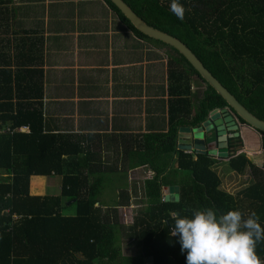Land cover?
<instances>
[{"label": "trees", "instance_id": "obj_1", "mask_svg": "<svg viewBox=\"0 0 264 264\" xmlns=\"http://www.w3.org/2000/svg\"><path fill=\"white\" fill-rule=\"evenodd\" d=\"M15 1L0 0V29L16 16ZM104 1L139 37L170 53V129L137 135L135 150L132 140L124 141V168L107 164L98 134L47 127L43 69L27 68L33 65L30 48H22L23 59L17 62L19 50L8 52L12 47L5 41L10 44V39L0 34V264H186V253L172 235V218L203 207H213L218 214L238 209L245 218L255 212L264 227V168L238 153L241 137L231 139L233 151L224 161L178 148L180 127L201 126L211 110L228 106L227 101L178 50L145 35L112 1ZM124 1L149 25L187 44L264 120V0H180L182 20L170 11L171 0ZM35 39L42 45V36ZM19 45H28L27 38ZM194 76L206 84L200 94L192 92ZM257 132L264 149V132ZM220 163L233 173H250L252 181L236 195L224 190ZM140 165H148L153 175L135 186L136 197L142 192V205L132 222L123 224L119 209L131 204L128 171ZM34 176H60V191L33 193ZM168 184L179 185V200L164 199ZM109 188L114 198L103 195ZM68 206L73 213L66 212ZM125 240H135L134 255L124 254ZM256 252L264 261V241L257 243Z\"/></svg>", "mask_w": 264, "mask_h": 264}, {"label": "crops", "instance_id": "obj_2", "mask_svg": "<svg viewBox=\"0 0 264 264\" xmlns=\"http://www.w3.org/2000/svg\"><path fill=\"white\" fill-rule=\"evenodd\" d=\"M14 7L16 16L2 23L0 34L3 39H10V44L5 41L12 47L8 52L19 50L17 62L23 59L22 48H30L27 53L33 56V65L27 68L43 69L42 103L49 129L98 134L103 161L116 164L119 169L124 168V141L132 140L131 148L135 150L137 135L169 131L168 50L139 37L104 0H16ZM41 10L44 17L38 18L43 15ZM38 36H42V45L35 39ZM23 37L27 38L26 46L19 45ZM41 59L43 65H38ZM195 85H202L196 76L191 89L200 94L194 90ZM241 134L244 146L238 153L243 152L256 162L257 153L250 158L248 150L256 143L262 148L260 134L247 126ZM174 163L177 165V161ZM145 175H153L148 165L129 169L130 188L132 180L139 184L147 178ZM35 180L44 188L49 179L34 176L32 181ZM166 195L163 191L165 200ZM123 252L136 253L124 247Z\"/></svg>", "mask_w": 264, "mask_h": 264}, {"label": "clouds", "instance_id": "obj_3", "mask_svg": "<svg viewBox=\"0 0 264 264\" xmlns=\"http://www.w3.org/2000/svg\"><path fill=\"white\" fill-rule=\"evenodd\" d=\"M169 7L183 19L180 0H171ZM172 219V235L186 253V264H264L256 252L257 243L264 241V227L255 212L245 218L238 209L218 214L213 207H203Z\"/></svg>", "mask_w": 264, "mask_h": 264}, {"label": "water", "instance_id": "obj_4", "mask_svg": "<svg viewBox=\"0 0 264 264\" xmlns=\"http://www.w3.org/2000/svg\"><path fill=\"white\" fill-rule=\"evenodd\" d=\"M112 1L125 17L142 33L152 39L161 41L179 51L198 71L201 78L211 85L228 103L229 108L211 110L207 119L198 127L182 126L179 129L178 148L194 151L197 154L217 155L226 160L230 157L229 139L239 136L240 119L256 131L264 132V120L249 111L223 83L197 57L192 49L181 39L163 30L149 25L124 0ZM229 131H236L234 133ZM166 200H179L180 188L165 185ZM73 201V200H72Z\"/></svg>", "mask_w": 264, "mask_h": 264}, {"label": "rangeland", "instance_id": "obj_5", "mask_svg": "<svg viewBox=\"0 0 264 264\" xmlns=\"http://www.w3.org/2000/svg\"><path fill=\"white\" fill-rule=\"evenodd\" d=\"M41 12H43V11L41 10ZM43 17H44V12H43V15L42 14L38 15V18H43ZM160 67L164 68V66H160ZM200 82L202 83V85L201 86H196L195 85L196 88H194V90L196 92L198 91V92L201 93L205 89L206 84L203 81H201V80H200ZM242 141H243V138H242ZM251 144H253V139H252V143ZM243 146H244V141H243V144H242V148H243ZM249 149L250 150H248V154H249L250 158L254 157V155L257 153L256 156H255L257 158L256 159L257 161L255 163L260 165V166H262L264 168V149L260 148L259 144H257V143H256V145H254V144L251 145V147H249ZM220 164H222V163H220ZM219 169H220V173H221L222 178H223V182H222L221 187L224 190H226V191H228V192H230V193H232L234 195L238 194V192H239V190L241 188H243L244 186L250 184V182L252 181V175L250 173H246L244 175H239V174H236V173H233V172L227 170L226 169V165L223 168V164L220 166ZM133 173H132V175L136 176V173H134V174ZM134 176H133V178H134ZM48 179L50 180V183L48 184V181H49L48 180L46 182L44 188H43V185H41L40 182H37L36 180L32 181L33 182V186H35V188H32L31 191L33 193H37V194H58V192L60 191V187H61L60 186L61 185V177L60 176H52V178H48ZM142 181L139 182V184H137L133 180L131 181V185L132 186H131V188L129 186V189H128V192L130 193V196H131V202H130L131 204H129L128 206H122L119 209L120 210V212H119V218L120 219L119 220L123 224L131 223L132 220H133V217L135 216V214H136V212L138 210V208H140V206L142 205V203L139 202V200L141 198V195H142V192L140 190H138L139 191L138 194L140 196L136 197L135 193H134V190H132V188H135L136 185L140 186L142 184ZM43 183H44V181H43ZM42 188H43V190H41ZM103 195H105V197L107 199L115 197L113 191H111V188L105 190ZM73 211L74 210H73V208L71 206H68L67 209H66L67 213H73ZM124 213H127V214H124ZM123 247L126 250L133 251L136 248V242H135V240H125L123 242Z\"/></svg>", "mask_w": 264, "mask_h": 264}, {"label": "flooded vegetation", "instance_id": "obj_6", "mask_svg": "<svg viewBox=\"0 0 264 264\" xmlns=\"http://www.w3.org/2000/svg\"><path fill=\"white\" fill-rule=\"evenodd\" d=\"M224 108H229V106H226V107H224ZM218 109H223V108H218ZM239 121V126H240V131H239V136H237V137H241L242 138V134H241V132H242V129H243V127H245V126H247V127H249L248 125H246V123L245 122H243V121H241V119L240 120H238ZM251 128V127H250ZM254 130V129H253ZM229 132H236V131H229ZM231 139H233V138H230L229 139V152L231 153L232 151H233V148H232V146L230 145V143H231ZM241 149V148H240ZM192 152H194V151H192ZM215 156H217V155H215ZM216 158H220V157H216ZM221 159H224V158H221Z\"/></svg>", "mask_w": 264, "mask_h": 264}, {"label": "built area", "instance_id": "obj_7", "mask_svg": "<svg viewBox=\"0 0 264 264\" xmlns=\"http://www.w3.org/2000/svg\"><path fill=\"white\" fill-rule=\"evenodd\" d=\"M21 129L25 130V131H28L29 130V126H23ZM124 214H127V213H124Z\"/></svg>", "mask_w": 264, "mask_h": 264}]
</instances>
